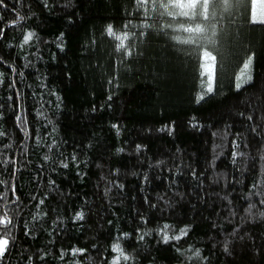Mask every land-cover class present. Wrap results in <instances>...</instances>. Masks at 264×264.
I'll use <instances>...</instances> for the list:
<instances>
[{
  "label": "trees",
  "instance_id": "1",
  "mask_svg": "<svg viewBox=\"0 0 264 264\" xmlns=\"http://www.w3.org/2000/svg\"><path fill=\"white\" fill-rule=\"evenodd\" d=\"M167 11L0 2V264H264V6Z\"/></svg>",
  "mask_w": 264,
  "mask_h": 264
},
{
  "label": "snow or ice",
  "instance_id": "2",
  "mask_svg": "<svg viewBox=\"0 0 264 264\" xmlns=\"http://www.w3.org/2000/svg\"><path fill=\"white\" fill-rule=\"evenodd\" d=\"M2 2V0H0ZM152 3H159L160 7L168 10L167 14L169 16L178 15L181 17L188 18L189 20H196L198 18H202L203 20L207 21L210 18L211 15V6L213 0H151ZM138 5H144L149 3V0H137ZM222 3L227 7L230 3V0H222ZM257 3V0H251V4L253 6V9L255 8V5ZM261 6H264V0H260ZM175 9H179L180 11H174ZM253 17L255 19V11H253ZM261 23H264V20L260 21ZM181 29L184 32L196 35L199 34L200 37L207 39L209 43H212L213 41L211 38L204 36L206 29L202 26L201 23H195L194 26H187L185 27L183 24H181ZM107 32L110 36H113L115 40L120 41L116 45L117 50H121L124 48L123 39H127V34H124L123 38L120 35H117L114 31L111 25L108 26ZM31 38V34L25 36V42H27ZM178 41L184 44H197V39L192 38L190 36L189 39H181L180 37H174ZM200 56L204 60H211L215 61V57L211 55V52L207 50V48H204L203 51L200 53ZM251 64V58H249L248 62L244 64V69H248L249 65ZM211 79V77H209ZM237 79H240V77H237ZM240 85L238 84L237 87ZM208 91H211V86H209ZM202 98V97H201ZM67 166V165H65ZM264 202V201H262ZM251 209V206H250ZM82 214H79L77 216V219H82ZM11 224V220H9L6 216L0 217V226L7 227V225ZM165 228L168 226L165 225ZM184 230H182L183 232ZM180 237H175V239H179ZM165 240H167V237H165ZM9 245V240L6 236H0V257H3L5 252L7 251ZM114 251H120L119 245H113ZM124 259H127V257H124ZM115 264V262H114Z\"/></svg>",
  "mask_w": 264,
  "mask_h": 264
}]
</instances>
